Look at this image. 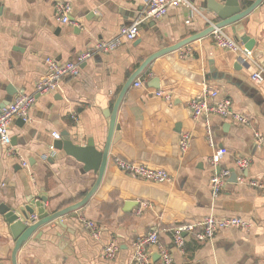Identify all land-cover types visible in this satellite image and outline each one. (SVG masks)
Listing matches in <instances>:
<instances>
[{"label":"crops","instance_id":"0c3cea01","mask_svg":"<svg viewBox=\"0 0 264 264\" xmlns=\"http://www.w3.org/2000/svg\"><path fill=\"white\" fill-rule=\"evenodd\" d=\"M208 1L189 0L191 8L171 6L162 18L141 24L133 41L95 54L80 65L77 76L65 77L55 91L37 96L27 121H11L15 154L8 156L0 144V264H11L14 242L2 208L21 209L31 198L45 195L43 206L51 213L80 200L96 177L61 149L55 148L49 156V146L56 140L52 133L80 146L93 140L101 150L106 114L126 79L150 53L214 21ZM251 1L243 0L242 8ZM62 2L71 5L69 19L77 25L57 20L55 4ZM145 2L0 0V100L8 85L16 93H28L37 81L48 78L46 57L69 61L95 41L115 36ZM224 29L234 39L243 33L253 40V62L235 68V55L216 47L209 34L153 59L135 78H142V85L135 87L133 81L118 105L107 164L94 193L82 207L63 215L59 224L52 221L36 229L18 249L16 264H136L133 242L149 231L157 232L174 264H264V193L236 181L242 174L244 180L264 182V0ZM257 68L262 71L259 83L250 78ZM204 85L216 89L214 101L229 99L231 111L245 115L250 125L215 115L193 119L186 102L198 96ZM154 91L168 92L171 98L166 101ZM207 126L213 147L206 138ZM254 131L263 137L261 144ZM182 133L190 135L184 152L179 148ZM215 152L222 153L219 168L229 169L230 174L213 198L209 179L214 169L209 160ZM114 156L163 169L169 181L130 177L113 165ZM237 157L250 160L241 173L234 164ZM27 215L29 224L32 215ZM206 216L240 217L250 228L221 229L206 241L186 235L182 249L173 243V227ZM81 218L100 228L98 239ZM110 242L118 247L112 261L101 256ZM148 251L152 260L158 258L155 248Z\"/></svg>","mask_w":264,"mask_h":264},{"label":"built area","instance_id":"2783aa9c","mask_svg":"<svg viewBox=\"0 0 264 264\" xmlns=\"http://www.w3.org/2000/svg\"><path fill=\"white\" fill-rule=\"evenodd\" d=\"M171 6L191 8L189 0H146L138 16L129 25H122L115 36L95 41L88 49L79 52L69 61L58 62L46 57L44 62L50 76L37 81L31 92L16 93L13 99L0 109V144L5 148L6 154L8 156L15 154V149L10 142L9 134L11 121L15 118H20L24 122L27 121L29 110L35 103L37 96L55 91L65 77L77 76L80 65L91 59L95 54L114 51L124 41H133L138 35V27L141 24L150 20L162 18L167 14ZM70 11L71 5L68 2L55 4V14L59 22L77 25L75 21L69 19ZM209 36L216 47L232 52L235 55L236 61L240 64L248 67L250 62H253L250 50H247L240 41L235 40L224 28H214L209 33ZM250 78L256 83L261 82L262 71L258 68L255 69L251 72ZM142 83L143 79L137 78L134 80L133 85L139 87ZM153 93L166 101H169L171 98L168 92L154 91ZM216 96V89L204 85L202 92L198 96L189 98L186 105L191 112L192 118L197 119L202 115H215L235 124L250 125V120L245 115L231 111L229 99L214 101ZM72 117H74V114H72ZM253 135L257 143L261 144L263 137L257 131H254ZM52 137L58 139L59 134L53 132ZM189 138L190 135L188 133H182L180 135L179 148L181 151L184 152L187 149ZM206 138L208 144L213 147L212 133L208 126L206 128ZM49 152V156H53L55 153V148L52 144L49 146ZM221 155V152H215L211 155L209 160L210 165L214 169L209 179V188L213 198L218 195L230 174L229 169L219 168ZM43 158H46V156H43ZM112 163L118 170L127 173L133 178H140L154 183H165L169 181V176L163 169L153 168L117 156L112 158ZM234 164L241 173L248 168L250 160L244 157H237L234 160ZM21 165L26 167L27 162L22 160ZM215 168H217V170H215ZM236 181L244 182L247 186L264 193L263 181L256 179L244 180L242 174L236 178ZM142 204L148 206L147 203ZM34 219L35 216L32 215L30 220L33 221ZM80 222L89 228L91 236L94 239L100 237V228L93 221L81 218ZM231 227L247 231L250 228V223L236 216L223 218L206 216L195 223L177 225L170 230V234L173 243L182 249L186 235H191L195 239L206 241L211 240L219 230ZM149 247L155 248L158 255L156 260L150 258L148 251ZM117 252V245L114 242H110L102 248L101 256L105 260L112 261L115 259ZM132 260L136 264H174L169 251L160 243L156 231H149L146 235H143L133 242Z\"/></svg>","mask_w":264,"mask_h":264},{"label":"water","instance_id":"95a60500","mask_svg":"<svg viewBox=\"0 0 264 264\" xmlns=\"http://www.w3.org/2000/svg\"><path fill=\"white\" fill-rule=\"evenodd\" d=\"M242 1L243 0H224L223 2H217L214 0H209L207 8L213 14L214 21H211L208 26H206L204 29L197 33H193L177 41L174 44L160 47L157 51L150 53L141 61L138 67L129 75V77L124 82L123 86L121 87L112 104L111 109L106 114V117L108 118V124L103 148L101 150H97L95 148L93 140H89L83 146L76 145L71 140L60 137L53 141L54 148L63 150L66 155H69L75 160L81 162L84 166V170H92L96 174V177L91 187L86 191V193L80 200L70 205H67L61 209L55 210L51 213H48L43 206L44 203L47 201V197L45 195L31 198L28 202L29 204L23 206L21 209H15L10 207L2 208L1 213L5 219V222L8 224L9 232L12 238L14 239L13 246L10 252L11 264H16V253L18 249L36 229L52 221L59 224L61 220L60 218L63 215H66L82 207L88 201L90 196L94 193V191L99 185V182L107 164L110 143L113 135L115 134L116 129L115 119L118 105L124 93L127 91V89L135 80V78L139 74H141L144 68L156 57L174 50H178L186 44L208 35L214 28H224L234 24L235 22L239 21L244 16H246L249 12H251L263 0H252L250 4L245 8H242ZM138 14L139 12L136 13L134 18H136ZM129 24L130 23L124 25ZM234 32L236 33L238 32V30H235ZM235 39L240 41L247 50H251L253 46V40L247 37V35L239 33ZM236 63L237 64H235L234 67L239 68L241 64L239 62ZM16 92L17 91L9 85L5 88L6 95L0 100V109L10 102L11 96L14 95ZM19 121L20 124L24 123V121H22L20 118ZM10 142L11 144H13V137L10 138ZM32 207H35L36 209L37 219L27 224V214H33Z\"/></svg>","mask_w":264,"mask_h":264}]
</instances>
